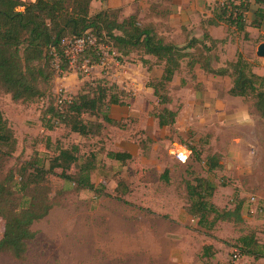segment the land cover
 I'll use <instances>...</instances> for the list:
<instances>
[{"label": "rangeland", "instance_id": "rangeland-1", "mask_svg": "<svg viewBox=\"0 0 264 264\" xmlns=\"http://www.w3.org/2000/svg\"><path fill=\"white\" fill-rule=\"evenodd\" d=\"M115 1L123 4L118 10L120 20L137 10L133 0ZM156 1L168 7L166 1ZM182 1L187 16L197 10L201 15L211 13L212 6L208 2L203 5L198 0ZM104 7L105 4L96 0L91 12ZM252 19L254 8L249 14V20ZM192 21L197 23L195 14ZM180 22L182 18H174V29ZM157 28L162 32L170 31L163 21L157 23ZM189 29V35L197 33L195 25ZM173 32L170 31V35L173 34L179 42L187 35L186 32L182 35L176 30ZM248 34L245 38L235 29L223 32L221 41L211 52L213 66L218 68L226 64L219 55L236 60L237 51H240L253 70L264 72V58L256 54L258 45L264 42V26L260 29L249 26ZM189 37L192 36H188L185 42ZM199 38L202 39L203 34ZM98 47L104 53V62L88 66L79 61L82 48L72 41L69 44L73 59L71 71L55 79L54 91L76 92L91 77H109L128 91L129 108L118 106L112 111L115 117L123 120L126 128L106 126L99 137L87 138L70 134L63 127L46 131L40 116L47 98L14 103L9 94L0 90V110L17 138V150L9 167L16 168L20 161L32 158L48 163L57 142L65 147L78 144L82 153L98 154L99 167L93 174L96 184L105 183L113 196L120 179L130 185L131 190L125 195L127 202L84 190L34 224L36 234L24 259L0 253V264H203L202 244L212 238L189 213L183 183L187 165H194L197 172L207 175L206 167L193 158L182 164L174 150L177 145H194L193 137L199 138L207 133L213 135L210 151L215 149L220 153L223 162V169L208 176L217 183L221 180L228 183L218 188L214 202L220 207L232 208L237 201H242L245 219L242 229L233 223L219 222L213 231L216 238L212 239L219 251L212 262L264 264V258L256 260L240 255L236 246L237 239L250 230H256L264 244V118L254 113L252 102L228 94L232 77L205 73L199 68L190 74L187 60H184L169 85L173 97L169 107L179 111L175 126L159 129L155 114L161 106L154 90L148 86L153 78L147 66L138 60L137 54L123 56L103 43ZM149 66L158 71L161 69L155 60H151ZM189 129L195 136L186 139L187 142L182 141L185 139L178 135V130ZM47 137L51 140L49 146ZM196 146L207 149L200 143ZM111 150L129 151L133 158L121 163L107 156ZM207 154L205 151L204 157ZM167 168L172 181L170 185L161 179ZM52 180L54 190L68 186L58 176H53ZM2 232L3 221L0 220V238ZM236 251L239 256L234 259Z\"/></svg>", "mask_w": 264, "mask_h": 264}, {"label": "trees", "instance_id": "trees-1", "mask_svg": "<svg viewBox=\"0 0 264 264\" xmlns=\"http://www.w3.org/2000/svg\"><path fill=\"white\" fill-rule=\"evenodd\" d=\"M94 1L0 0V90L9 94L14 103L47 98L40 116L44 130L63 127L70 134L87 138L99 137L106 126L126 128L123 120L115 117L112 111L118 106L129 108L128 91L109 77H91L76 92L65 93V97L62 96L64 93L54 91L55 79L71 71L73 59L69 44L88 35L95 38V43H86L82 47L78 56L80 62L88 66L102 64L105 56L98 46L103 43L123 56L137 54L138 60L147 66L153 78L148 86L154 90L161 106L155 114L159 129L175 126L179 111L169 107L173 103L169 85L184 60H187L190 74L200 68L205 73L232 77L228 94L252 102L254 113L264 118V74L255 72L240 51H237L236 60L214 67L211 52L221 40L213 38L208 29L225 25L248 38L249 26L258 29L264 26V0H215L211 15L201 21L203 38L192 36L187 42L188 34L179 42L157 28L161 21L166 23V29L170 28L167 18L172 12L171 0H164L168 7L149 0L144 19L134 13L123 20L119 18L120 8L104 7L92 13ZM99 1L104 4L107 0ZM253 8L254 19L250 21ZM151 60L161 67L159 71L149 66ZM178 135L187 142L186 139L195 133L190 129L178 130ZM193 138L195 144L186 145L191 150L189 160L203 162L207 175L197 172L194 165H187L183 188L189 213L212 239L216 238L213 231L219 222L233 223L242 229L245 222L242 201H237L232 208L220 207L214 202L218 188L228 183L223 180L217 183L208 176L223 169L220 153L215 149L210 151L213 135L207 133ZM46 141L49 146L50 137ZM198 143L207 149L197 147ZM16 150L14 129L0 110V220L3 221L0 253L22 260L35 237L34 224L45 219L52 209L66 205L69 198L84 190L97 196L113 195L105 183L93 181V174L99 167L98 154L82 153L78 144L65 147L57 142L48 163L32 158L20 161L16 168L9 167ZM205 151L208 154L204 157ZM107 156L121 163L133 158L126 150H111ZM53 176L62 178L68 184L67 188L54 190ZM161 179L166 185L171 184L168 168ZM130 190V185L120 179L113 197L127 202L125 195ZM212 239L202 244L203 264H218L212 262L219 251ZM236 246L242 256L256 260L264 258V244L256 230L242 234Z\"/></svg>", "mask_w": 264, "mask_h": 264}, {"label": "crops", "instance_id": "crops-1", "mask_svg": "<svg viewBox=\"0 0 264 264\" xmlns=\"http://www.w3.org/2000/svg\"><path fill=\"white\" fill-rule=\"evenodd\" d=\"M190 1L194 2V0H190ZM198 1L202 2L203 5H204V3L208 2V5H211V6H213L214 3H215V0H208V1H206V0H198ZM115 2H116L115 0H107L104 4H105V7L122 8L123 4H122L121 1H120L121 3H119V4H117ZM133 2H134L135 6L137 8L136 12H134V13L135 14L138 13L139 17L141 19H144L145 12H147V10H148V8L150 6V1L149 0H133ZM101 4H103V3H101ZM113 5H116V6H113ZM171 8H172V12L169 15V17L167 18V24L170 27L169 29H170L171 33H174L173 31L176 30L177 32L180 33L178 35H182V34H184V32H186L189 35V32H190L189 28L192 25L196 26L197 33L191 34L189 36L199 37L203 33V29L201 28V21L203 19L209 17L211 15V13L208 14V15H204V14L201 15L199 13V10H197V12H191V13H193V15L195 14L196 18H197V23H194L196 21H194V22L192 21L193 20V15H191V13H189L188 16H187V13H186V10H185V5L183 4L182 0H171ZM176 17H180V19L182 18V22L179 23L180 25L177 26L178 28L176 27L174 29L175 25H174L173 21H174V18H176ZM159 19L160 18H153V20H159ZM208 29H209L210 35L213 38H216V39H221L223 32L228 31V27L225 26V25L210 26ZM170 31L167 30V31H165L164 34H166L170 38H175L173 34L170 35ZM220 33H222V34H220ZM219 56H220V59L223 60V62H227V60L228 61L234 60L232 58H231L232 60L228 59V57L226 55H224V54L223 55H219ZM201 71H203V70H201ZM254 71L259 73V74H264V72H259L258 69L256 70V68L254 69ZM228 89H227V92H228ZM69 93H74V92H69ZM232 97H234V96H232ZM113 110H115V109H113Z\"/></svg>", "mask_w": 264, "mask_h": 264}, {"label": "built area", "instance_id": "built-area-1", "mask_svg": "<svg viewBox=\"0 0 264 264\" xmlns=\"http://www.w3.org/2000/svg\"><path fill=\"white\" fill-rule=\"evenodd\" d=\"M224 2L225 0H221ZM77 45L79 47H83L86 43L88 44H94L95 38L92 35H88L86 38H82L76 41ZM65 97V94L62 95ZM174 153L176 154L177 158L180 162L186 163L189 160L191 150L186 145H177L176 149L174 150ZM239 256L238 252L236 251L234 254V259H237Z\"/></svg>", "mask_w": 264, "mask_h": 264}, {"label": "water", "instance_id": "water-1", "mask_svg": "<svg viewBox=\"0 0 264 264\" xmlns=\"http://www.w3.org/2000/svg\"><path fill=\"white\" fill-rule=\"evenodd\" d=\"M256 54L257 56L264 58V42H261L258 45Z\"/></svg>", "mask_w": 264, "mask_h": 264}, {"label": "clouds", "instance_id": "clouds-1", "mask_svg": "<svg viewBox=\"0 0 264 264\" xmlns=\"http://www.w3.org/2000/svg\"><path fill=\"white\" fill-rule=\"evenodd\" d=\"M245 119H248V117H245Z\"/></svg>", "mask_w": 264, "mask_h": 264}]
</instances>
